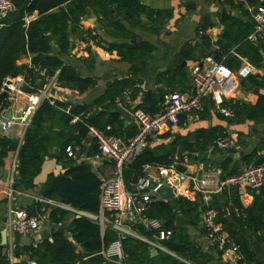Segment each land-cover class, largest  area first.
I'll return each mask as SVG.
<instances>
[{"label": "crops", "instance_id": "obj_1", "mask_svg": "<svg viewBox=\"0 0 264 264\" xmlns=\"http://www.w3.org/2000/svg\"><path fill=\"white\" fill-rule=\"evenodd\" d=\"M138 1L146 7L148 12L151 13L152 11L155 14V21L153 23L149 17L142 14L139 20L140 24L137 27H129L126 22H123L125 27L135 35V42L129 39L114 38L106 34L102 26L105 23V19L100 12L90 7H86V13L83 16H79L77 24L71 25L67 23L62 29L69 41L67 51H62L57 37L51 34V32H47L50 46L48 55H59L64 61L72 64L79 76L91 77L95 81L93 85L83 92L60 85L51 92L55 97L54 102H60L63 107L67 102H71L72 108L78 105L88 107L86 112L81 111L76 114L81 116L82 120L101 111L106 113L111 111L116 112L115 109L118 107H123L129 111L131 107L145 103L146 107L153 110L156 106L162 105V101L155 104L145 102V94L147 92L155 93L160 90L163 94L166 92L192 93L191 66L200 62L207 55L214 56L211 51L219 49L221 45L219 40L223 39L222 36L226 32L230 21H234L233 27L235 31L232 33L239 34V36L242 35V29H247L248 25L252 24L247 6H254L261 2V0ZM73 3L74 0H71L61 4L59 7L66 10ZM57 9L53 8L51 11H56ZM108 9L116 12L113 6L111 8L108 7ZM37 16V11H34L32 14L27 15L25 20L27 19L28 23ZM202 25L205 26L204 29H201ZM76 26L83 31L81 42L77 46V51L82 54V57L77 56L76 52L72 49L76 43L73 31V27ZM148 27L155 29L148 30ZM93 29L97 32V38L104 46L108 42H115V44L148 43L151 48L146 55L131 61L121 59L117 52H110V55L106 56L103 53V48L99 50L91 48L88 52L86 48L91 43L88 34ZM201 36H204L205 39L203 40ZM232 41V39L229 41L222 40V43H227V47L225 54L221 58L223 61L226 54L237 58L239 62L238 66L235 67L236 69L242 62V58H249L238 54L236 52L237 43ZM262 53L264 57V52L262 51ZM31 58L32 55L30 53H23L17 58L16 63L27 66ZM263 75L264 67L255 66L252 74L238 80L231 97L226 98V101H230V106L234 111L232 117H224L218 114L213 109L210 99L206 98L204 100L203 111L198 114H183L176 126L170 127L156 136H152L147 144L150 150L143 153L154 152L155 150L163 151L164 149L158 147L164 145L166 147L165 151L169 153V161L177 158V168L179 170L188 174H195L198 177H202L210 168L222 177L224 170L221 165L225 161L227 162L226 172H229L234 169L240 171L246 165L253 164L260 157L264 159V148L256 149L262 140H264V120L258 122L248 120L240 110L235 113L234 107V104H254L256 102L258 93H264V89L254 85L251 81ZM121 78H127L131 81V85L126 87L129 90L128 100L121 94L114 100L115 108L111 110L104 103L96 101L105 94L106 86L110 81ZM117 114L119 120L122 122L120 136L125 139L134 131L135 123L133 119L124 122L122 116L119 113ZM25 129L18 124L11 128L7 137L17 142V149L8 151L6 156L1 158L0 163V226L4 222L6 232L5 243L0 245L2 246V253L8 260L7 264H27L32 259L30 256L31 247H36L44 237L50 239V233L55 227L57 228L61 224L66 226L70 222L71 217L76 216L71 215L64 222H59L55 225L48 220L49 211L50 208L54 207L53 205L42 201H40L41 206L38 208L33 205L38 201L37 197H41L39 195L40 188L48 177L64 171L63 162L66 158L63 156L62 160L58 158V148L56 146H53L48 155L43 159L39 173L34 178L35 186L33 188L25 189L14 185V179L17 174L18 147L22 142ZM221 134L233 140V146L226 150L210 149L214 137ZM92 142L94 140H91L88 134H86L80 140V143L71 145L76 156L70 158L75 163H88L91 166V170L100 179H103L110 175L112 162L103 158L99 154V151L87 154L90 150L88 147ZM198 150L207 151L206 158H202L199 163L197 162ZM157 165L160 164H145L143 166V176L138 175L136 182L130 181L128 186L124 184L125 189L127 191L136 190L137 181L141 177H150L161 181L162 178L157 174ZM128 166L129 163L125 166L124 170H127ZM127 187L129 188L127 189ZM141 192L148 193L151 201H157V195L154 191L143 189ZM255 192L249 190L247 187L226 184L221 190L210 195L206 205L204 198L196 186L192 182L187 181L176 190V196L182 195L189 200L197 199L200 196L202 204L205 206L212 205L211 209L215 213V218L218 210L223 211L226 225H223L221 221L216 222L237 246V242L230 235V230L234 234L241 236L253 254V261L258 264H264V242H261L251 232L250 213L256 200ZM211 197H213L212 201ZM238 202L240 203V207L236 205ZM9 207L23 208L27 213L32 212V214L28 213L29 215L43 216V223L36 230L27 234H21L19 239L16 240L14 232L10 230L7 222ZM104 213L105 211L101 213L99 207L98 213L94 215H101V218L93 220L100 225L102 231L105 227L112 228V220L107 215L108 212ZM185 227L191 239L199 244L202 250H205L212 256L208 264H240V262H233L228 259L233 253L225 255L224 250L210 243L205 232L201 231L204 228L201 221H199L196 227L191 225H186ZM67 235L69 241L74 243L70 234ZM153 241L159 243L157 239ZM79 250L80 246L75 244V251ZM218 250H221V253H218ZM238 252L240 253L239 246ZM158 254L159 251L151 246L149 256L155 257ZM109 262L111 264H118L113 261ZM152 263L168 264L162 259L159 262L152 260Z\"/></svg>", "mask_w": 264, "mask_h": 264}, {"label": "trees", "instance_id": "obj_2", "mask_svg": "<svg viewBox=\"0 0 264 264\" xmlns=\"http://www.w3.org/2000/svg\"><path fill=\"white\" fill-rule=\"evenodd\" d=\"M15 8L0 21V85L3 79L7 76H16L22 73L25 65H18L17 58L23 53L32 55V63L45 67L48 75H52L55 70H58L57 81L60 86L70 89H75L83 92L94 84V79L91 77H81L76 72L71 63L64 61L59 55H48L50 46L48 43L47 32L55 35L58 39L59 46L62 51H67L69 46L68 37L64 35L62 29L67 23L71 25L77 24L79 16L86 13V7L98 11L105 19L103 23L104 32L112 37L134 40L135 35L125 27L123 22H126L129 27L139 26L140 16L145 14L154 23L155 14L148 12L146 7L138 0H74L72 6L66 10L59 6L71 0H13ZM113 6L120 20L113 15V12L108 9ZM53 8H58L56 11H51ZM37 11L38 16L25 21L27 15ZM234 21L229 22L227 30L222 38L226 41L233 40L237 43L236 52L244 55L255 66L264 67V43L261 39L256 42H250L246 39L247 35L253 29L252 24L248 28L242 29V35L232 33L235 31L233 27ZM205 26L202 25L201 29ZM148 30H154L151 27ZM74 37L76 39L75 47L72 48L77 56L82 57V54L77 51V46L81 42L83 31L77 26L73 27ZM90 39L93 38L90 34ZM204 40V36H201ZM219 49L211 51L214 57L222 60V55L225 54L227 43H222ZM86 50L89 52L91 48H106L109 53L113 52L120 56L123 60H136L138 57L146 55L151 46L148 43H125L115 44L108 42L107 45L101 44L100 41L93 46L92 43ZM61 51V52H62ZM84 52V51H83ZM84 54V53H83ZM110 55V54H109ZM223 62L232 69L238 66V59L232 55L226 54ZM33 78L34 74L28 72ZM254 85L264 89V75L251 81ZM131 85V81L127 78L114 79L106 86V91L103 96L96 101L102 102L108 109L115 108L114 100L119 97L123 90ZM163 101V93L147 92L145 94V102L152 104L161 103ZM230 104V101H226ZM4 95L0 93V105L4 104ZM144 111L153 114L157 112L161 105L155 109L146 107L145 103L137 105ZM235 113L240 110L245 114L248 120L258 122L264 120V93H258L254 104H234ZM63 106L60 102L53 104L48 100H43L35 110L31 117L29 125L26 127L22 142L18 147L16 177L14 185L21 186L25 189L35 186L34 178L39 173L43 159L48 155L51 148H58V158L62 156L66 158L63 162L64 171L56 175H50L42 184L39 195L43 198L53 199L61 203L69 204L70 206L84 210L93 214L99 211V186L101 179L91 170L88 163H75L67 156L65 148L74 144L80 143V140L87 134V125L93 124L101 129H105L110 125L111 132L116 135H121L122 122L118 118L116 112H98L97 114L84 118L81 121L71 123L70 120L73 114H78L81 111H87L85 105H78L72 108L71 114L65 113L62 110ZM135 130V129H134ZM76 133H75V132ZM134 131L129 135V137ZM217 136H224L216 135ZM128 138V137H127ZM163 151L146 152L137 154L129 163L127 170L123 171V180L125 186H128L130 181L138 179L137 176H143V166L148 163L166 164L169 162V153L165 151L164 145L158 147ZM264 148V140L256 147V149ZM17 149V142L10 140L6 136L0 135V158L6 156L8 151ZM87 154L98 151L97 145L92 142ZM62 160V159H61ZM263 160L258 158L253 164H257ZM226 161L222 163L224 172L222 175L233 174L236 169L226 172ZM137 178V179H136ZM129 187H127L128 189ZM256 200L252 206L250 213L251 232L261 242H264V184L255 192ZM213 197H211L212 201ZM40 201L33 205L38 208L41 206ZM173 206L168 201H149L145 205L143 214L149 217L158 218L164 230H169L170 235L166 239L158 240L159 243L175 255H171L160 249L159 254L155 257H150L149 252L151 245L147 242L132 236H126L122 239V251L124 253V264H153L152 260H165L168 264H208L212 256L202 250L186 230V225L197 226L201 221V214L206 208H212V205L205 206L201 202V197L189 200L182 195H178L172 199ZM240 207V203L236 204ZM175 211L180 212L185 218V223L178 227L174 223ZM29 213V212H28ZM29 214H32L30 212ZM106 214V212L104 213ZM107 215L112 220L113 213L108 212ZM215 221H221L226 225L224 213L218 210ZM69 217V212L65 209L54 206L50 208L48 220L53 224L64 222ZM236 220L240 222L237 218ZM243 224V223H241ZM131 227L140 235L155 240L157 230L147 229L141 223L133 221ZM202 232L205 229L202 228ZM230 235L235 239L239 246V251L248 261H253V254L248 247L246 241L239 235L234 234L230 230ZM72 237L74 243L69 241L68 235ZM116 233L111 227H105L102 231L100 225L95 221L80 215L79 217H71L70 222L65 225H59L50 233V239L44 237L36 246L30 248V256L36 261V264H111L106 261L101 255V251L105 249L116 238ZM75 244L80 246L79 251H75ZM221 253V250L217 251ZM8 260L2 253L0 245V264H7ZM240 264H242L240 262ZM260 264V263H259Z\"/></svg>", "mask_w": 264, "mask_h": 264}, {"label": "built area", "instance_id": "obj_3", "mask_svg": "<svg viewBox=\"0 0 264 264\" xmlns=\"http://www.w3.org/2000/svg\"><path fill=\"white\" fill-rule=\"evenodd\" d=\"M14 8L13 0H0V21ZM247 8L254 25L246 39L250 42L261 39L264 43V0H261L257 5L247 6ZM90 35L93 36L91 39L92 45L96 46L99 41L97 32L94 29L90 30ZM103 53L106 56L110 54L106 48L103 49ZM241 61L238 68L232 69L222 60L216 59L213 55H207L200 62L193 64L190 68L193 92L190 94L180 92L164 93L161 108L153 114L137 106L131 107L129 112L135 123V130L128 138L123 139L111 132L110 125H107L105 129L93 124L87 125V134L91 140L95 141L99 154L112 162L110 175L101 179L99 186L100 211L101 213L105 211L114 214L111 226L117 236L101 251V255L106 261L124 264L123 258L125 255L122 251V239L126 236L138 238L156 249L175 255L158 242L140 235L131 227V223L135 221L141 223L147 229L157 230L156 239L158 240L166 239L170 235L169 230L161 228L162 223L158 218L143 214L145 205L151 201L148 193L141 192L147 185V177L139 178L136 190L127 191L123 181V170L148 144L152 136L176 126L183 114H198L203 111L206 98L210 99L213 109L218 114L224 117H232L234 111L230 104L226 102V98L231 97L238 80L252 74L255 68L249 59L242 58ZM29 71L34 74V78L28 73ZM57 73L58 70H55L52 75H48L45 67H40L29 61L22 73L16 76H7L3 79L0 85V93L4 95L5 103L0 105L1 136L7 137L11 128L17 124L25 129L43 100H48L51 104L55 103V97L54 94H51V89L59 87L56 78ZM39 80L43 81L41 87L38 86ZM122 94L128 100L129 90L127 88L123 90ZM71 109V102H67L62 108L68 114H71ZM81 120V116L73 114L70 121ZM233 144V140L228 137L218 136L213 140L210 149L226 150L232 147ZM65 151L69 157L74 158L76 156L71 146H67ZM177 165V158L166 164L157 165V174L160 178L165 179L166 183L173 188L175 194L184 182H192L204 198L206 205L210 195L221 190L226 184L247 187L253 192L258 191L264 184V159L257 164L246 165L239 172L223 175L222 177L211 168L202 177H198L195 174H188L179 170ZM37 199L53 206L62 207L71 215H84L92 220L101 218V215H94L68 204L43 197H37ZM201 217L205 235L210 243L224 250L225 255L233 253L228 258L230 261L241 262L242 264H258L246 260L238 252V246L215 221V213L211 208H206ZM7 222L12 232L27 234L39 228L43 223V216L29 215L23 208L9 207ZM27 264H36V261L31 259Z\"/></svg>", "mask_w": 264, "mask_h": 264}, {"label": "water", "instance_id": "obj_4", "mask_svg": "<svg viewBox=\"0 0 264 264\" xmlns=\"http://www.w3.org/2000/svg\"><path fill=\"white\" fill-rule=\"evenodd\" d=\"M109 8H111V6H109ZM112 12H113V15L119 20L118 14L114 11H112ZM263 59H264V57H263ZM42 83H43V81L39 80L38 86L41 87ZM53 90L54 89H51V92H53ZM115 111L122 116L124 122L132 120L131 113L128 110H126L125 108L118 107L115 109ZM149 150L150 149H149L148 145H146L139 153H143V152L149 151ZM49 155H51V154H49ZM197 155H198V161L197 162L199 163L202 158H206L207 151L198 150ZM0 163H1V158H0ZM144 189L154 191V193L157 195V201L158 202L168 201V203L171 206H173L172 199L174 197H176V194H175L173 188L166 183L165 179L162 178L161 181H159L158 179L147 177V185L144 187ZM69 216H71V213H69ZM77 216L78 215H76V217ZM4 221H5V219H4ZM185 221L186 220L183 217V215L180 212L175 211V218H174L175 225L180 227L185 223ZM0 230H1L0 244H4L5 240H6V235H5L6 232L4 229V222L0 226ZM20 236H21L20 233L14 232V237L16 240H18Z\"/></svg>", "mask_w": 264, "mask_h": 264}]
</instances>
